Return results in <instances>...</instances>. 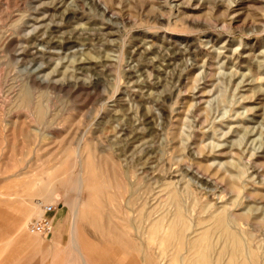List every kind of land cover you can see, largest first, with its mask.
Returning <instances> with one entry per match:
<instances>
[{"label": "rangeland", "instance_id": "obj_1", "mask_svg": "<svg viewBox=\"0 0 264 264\" xmlns=\"http://www.w3.org/2000/svg\"><path fill=\"white\" fill-rule=\"evenodd\" d=\"M69 37L73 45L47 48ZM24 47L44 55L30 61ZM75 79L87 84L75 86ZM25 92L33 104L23 102ZM36 103L46 111L42 121ZM119 128L143 138L124 146ZM148 146L149 180L137 161ZM263 162L264 0H0V264H135L114 163L127 170L135 209L145 186L160 185L161 209L171 208L176 187L188 219L192 207L197 215L233 205L240 214L256 209L264 222ZM201 163L232 174L238 164L243 191L212 176V193L198 177ZM93 173L117 199L110 202L120 203L109 217L113 224L125 219L115 223L125 233L121 242L96 234L81 211L73 215L80 201L90 202ZM47 205L53 230L37 235L29 225ZM261 225L252 232L258 253ZM143 231L138 264H148Z\"/></svg>", "mask_w": 264, "mask_h": 264}, {"label": "bare ground", "instance_id": "obj_2", "mask_svg": "<svg viewBox=\"0 0 264 264\" xmlns=\"http://www.w3.org/2000/svg\"><path fill=\"white\" fill-rule=\"evenodd\" d=\"M72 13L73 11L66 10L64 11L63 16H65L64 18L66 19H70L72 17ZM74 42L75 40H72V38L69 37L59 40L57 39L56 41H47L46 43L48 46L47 48L58 47L60 49H63L67 45H71V44L73 45ZM21 53L22 55L24 54L30 55L31 57L30 61L33 62L44 55L42 51L29 52L27 50V47L26 48L24 47ZM76 80L78 79H75V83H74L75 86L87 84L80 81L77 82ZM38 83L40 84L46 83L48 87L50 85L52 87H56L58 81H52V80L46 81L44 79H41L38 80ZM64 83L66 82H63V84ZM23 99H24L23 102L27 105L30 102L32 103L30 96L28 95L27 92H25V94L23 93ZM39 105H37V103L35 104L34 115L36 116L35 120L42 121V119L46 116L45 113L46 111L44 110L43 106L41 107ZM114 131H115L114 132L115 137L119 136V134H122L123 141L125 142V144L123 143L124 146L125 145L132 146L134 145L133 143L143 138V135L138 136L137 134L138 131L133 133L132 131H129L127 128H119L118 130L115 129ZM141 142L144 143L143 141ZM76 146L77 147L75 151L78 150L81 145H76ZM84 148L87 150V152L92 151V145H90V143H87L84 146ZM144 149L146 150L143 152L142 156L140 155V158L137 161L139 165L142 166L143 164L142 175H144V177L148 178L149 180L152 177H148V176H150L152 172L150 171L151 167L150 166L148 167L147 164L150 161L149 159L152 151L149 148V146ZM86 162L90 164L89 161ZM114 164H116L115 167L120 172V178L123 177L124 180V181L122 180V182H124L123 184H121L120 182V184L123 186V188L121 187L123 190L120 193L115 191L116 194L117 193L121 194L122 198L117 194L118 197L122 199L120 200L122 203L121 204L119 203L120 205H122L121 209L127 210V220H125L124 218L123 219L127 221L128 240H124V239L123 240L124 242L127 241L129 243V250L131 251L129 253L132 254V258L130 257L129 258L133 259L135 264H138V255L140 252L143 251V249H140L138 247V242H136L139 239L138 236L139 229L140 230L144 229L143 232L144 235H146L147 239L151 241V243L152 242L156 243L155 246L153 247V246H149L150 243L148 242V240L144 242L147 246L145 245L144 247L146 249L143 252L144 254L143 259H145L148 262V264H161V262L163 261H165V264H178V263L179 264H264V251L262 253L257 252L258 250H260V247L255 246L254 244L255 237H253L254 235L252 234V232L254 230L256 231V228L259 225H261V223L262 224L264 223L261 222V220L257 219L258 213L256 209L255 210L250 209L249 211L243 213L241 212L240 214L237 213L236 210H234V208L232 207L233 205L232 206L230 205L227 207L226 206L223 207V209L221 210L218 209L219 211L218 210L209 211L207 214H205L207 211L204 210V212H199L197 215H195L193 209L194 207H192L193 211L191 215H193V218L191 219L190 217V219H188L189 217L186 216L185 208H183L179 198L177 197L179 193L175 191L176 187L174 190H172L173 188H171L170 185L169 187L171 188L170 194L172 195L171 196L172 199L170 200V202H168V204L171 208H173V210L171 208L168 209L165 207H164L165 209L163 210L159 206L160 200H162L160 198L162 197L163 194L161 192L164 189V188L160 189L159 188L160 185L156 187H150V189L148 187L149 185L147 187L145 186L144 189L142 188L143 189L142 192L143 196L141 198L142 202L138 204L139 206L136 204L138 208L135 209L133 207L136 203V200L138 199L135 200L134 195L137 194H135L136 193L135 189H133L131 183L128 180V177H126L127 170L122 171V168L120 167L119 164L117 163ZM262 164H264V162L261 163L260 167H262ZM236 166L238 167V164ZM236 166L235 164H231L228 169L229 171L231 170V172L235 174L234 175L230 172H225V171H223L224 173L223 172L221 173L220 169L214 170V168H212L209 164L201 163L198 165V169L200 170V172H202V175L198 176L197 173L195 174L198 177L204 178L203 180H205L207 186L208 185L210 186L209 191H211L212 193L215 192L213 190L216 189V187L213 186L215 182H212L213 180L212 176H213L216 179H218V182H220L221 185H225L232 192H236L240 194L242 190V186H240L239 181L241 179L240 177L243 175V172L241 173V171H239V169L236 168ZM152 171L154 170L152 169ZM166 175L167 177H172L170 176V173ZM128 176H130V174H128ZM208 177L210 178L207 180L206 178ZM91 178H92V182L90 185L86 186V188L83 186L82 182L79 185V192H82V189L84 187L85 190L87 191V195L89 196L88 198L90 202L88 204H81L82 202L80 201L81 203L79 202L76 208L73 209L72 211L73 215H77L78 211L79 212L81 211L80 219H83L84 223L86 222L87 226L89 228H92L96 234H98L101 237H104V239L114 235L115 236V237L113 236L114 240L112 239L113 242L117 238L119 240L120 238L123 237V235H125V233H121L122 229L121 232H119L120 229L118 230L117 228L118 225L117 227H115L116 225L115 223L119 224L118 220L119 222L121 220L116 218L117 222L113 224V221H110L113 219H110L109 217L111 211L113 212L116 211L117 209L116 204L119 205L118 203H115V201L117 202V199L116 200L112 199L115 200L114 201L115 205L112 204L110 202L111 197L109 196V194H107L109 191L106 190V188L104 187L105 184L102 183L99 176L97 177L93 173V175H91ZM165 189H169V188L166 186ZM136 190H137V186H136ZM112 191L110 192L111 194L113 193ZM175 192H177L178 194L177 193L174 194ZM113 195L115 194L113 193ZM43 196L45 197V195ZM261 197H264V195ZM134 200L135 203L133 202ZM220 200H222V196H220ZM157 202L158 204L153 205V203L155 204ZM132 208L133 210H136V212L138 213L137 218L131 217L132 215L129 216L128 214L129 210L131 211ZM35 210L37 211L36 206H35ZM105 210H107L108 212L106 211L107 213L106 212L104 213ZM126 210H124V212H126ZM132 213L134 214V212ZM107 214L108 216H106ZM125 215L126 214H124V216ZM119 216L120 218L122 217L121 215ZM83 220L80 221L82 222ZM124 220H122L121 222H124ZM19 224L20 226L23 225L22 222H20ZM123 228H125L124 224H123ZM110 242L112 243V241Z\"/></svg>", "mask_w": 264, "mask_h": 264}, {"label": "built area", "instance_id": "obj_3", "mask_svg": "<svg viewBox=\"0 0 264 264\" xmlns=\"http://www.w3.org/2000/svg\"><path fill=\"white\" fill-rule=\"evenodd\" d=\"M53 206L47 205L44 208L45 216L41 217L39 220L33 221L29 225V229H31L32 232H34L37 235L45 236L46 234H49L52 229V221L50 219V215L53 213Z\"/></svg>", "mask_w": 264, "mask_h": 264}]
</instances>
